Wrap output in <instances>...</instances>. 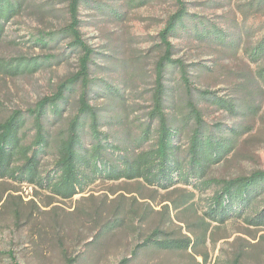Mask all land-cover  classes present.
<instances>
[{"label":"rangeland","instance_id":"1","mask_svg":"<svg viewBox=\"0 0 264 264\" xmlns=\"http://www.w3.org/2000/svg\"><path fill=\"white\" fill-rule=\"evenodd\" d=\"M98 1L125 11L124 18L118 20L81 5L80 32L96 52L105 54L96 55L98 65L93 66L91 74L118 84L123 98L93 102L111 103V114L134 124L146 122L154 64L162 52L157 33L174 10L173 1L152 0L136 8H131L127 0ZM187 1L191 13L222 25L245 43L264 35V8H255L257 0ZM68 20L66 0H23L21 11L5 24L0 57L62 51L67 57L32 74L0 75V120L13 109L32 107L78 70L76 51L68 53L65 48L67 39L48 50L34 44L41 32L58 30ZM174 43L176 57L209 66L208 70L196 71L200 72L198 87L239 104L237 113L232 114L201 103L208 122H223L241 131L233 151L213 168L212 175L229 178L264 170V84L256 77L264 58L260 64L249 61L241 50L244 44L236 52L187 37ZM73 109L68 106L65 119L51 126L56 139ZM54 158L52 147L41 168H50ZM177 188L163 191L140 180L100 178L83 192L65 199L26 184L0 181V264H118L123 258H128L129 264H264V227L253 228L242 217H233L223 224L212 222L203 240H198L202 236L199 222L203 206L214 187L196 193L190 209L176 211L173 204L185 189L191 190L182 184ZM119 218H123V226L109 228L108 221ZM155 228L186 235L193 246L172 252L149 251L131 258L135 245ZM11 253L13 259L8 256Z\"/></svg>","mask_w":264,"mask_h":264},{"label":"trees","instance_id":"2","mask_svg":"<svg viewBox=\"0 0 264 264\" xmlns=\"http://www.w3.org/2000/svg\"><path fill=\"white\" fill-rule=\"evenodd\" d=\"M66 1L68 22L58 30L41 32L34 44L48 50L67 39L65 48L68 53L76 51L78 70L32 107L13 109L0 120V181L26 184L65 199L83 192L100 178L140 180L163 191L176 190L179 184L190 187L173 204L176 211L183 207L190 209L196 193L203 194L214 187L203 206L199 222V236H202L198 240H203L212 222L223 224L233 217H242L253 228L264 227V170L229 178L212 175L213 168L233 151L241 131L223 122H208L201 103L232 114L237 113L239 104L198 87L196 78L200 72L196 71L208 70L209 66L176 57L174 43L187 37L236 52L244 44L241 50L248 60L260 64L264 58V35L253 43H245L222 25L191 13L187 0H172L174 10L157 33V45L162 52L154 64L147 121L134 124L128 118L111 114V103L93 102L118 101L123 94L118 84L91 74L93 66L98 65L96 55L105 54L96 52L80 32L81 5L94 7L118 20L124 18L125 11L98 0ZM150 1L127 0L131 8ZM22 5L23 0H0V41L5 24L21 11ZM262 7L264 0H257L255 8ZM63 53L0 57V75L32 74L63 61L67 57ZM256 77L264 84V63L257 68ZM71 105L72 114L56 139L50 128L65 119L64 113ZM52 147L55 148L53 163L43 169L42 160ZM123 224V218L108 221L109 228ZM192 246L186 235L155 228L135 245L130 257L149 251L187 250ZM8 256L14 258L12 253ZM129 263L128 258H123L118 264Z\"/></svg>","mask_w":264,"mask_h":264}]
</instances>
